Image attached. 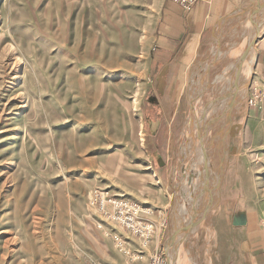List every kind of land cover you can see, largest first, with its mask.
I'll use <instances>...</instances> for the list:
<instances>
[{
  "label": "rangeland",
  "instance_id": "rangeland-1",
  "mask_svg": "<svg viewBox=\"0 0 264 264\" xmlns=\"http://www.w3.org/2000/svg\"><path fill=\"white\" fill-rule=\"evenodd\" d=\"M167 1L0 0V264H148L157 242L171 264H264V0L177 82L155 62ZM101 193L151 208L155 236Z\"/></svg>",
  "mask_w": 264,
  "mask_h": 264
},
{
  "label": "crops",
  "instance_id": "crops-1",
  "mask_svg": "<svg viewBox=\"0 0 264 264\" xmlns=\"http://www.w3.org/2000/svg\"><path fill=\"white\" fill-rule=\"evenodd\" d=\"M242 2L244 0H199L185 11L168 0L160 14L154 39L158 51L155 59L157 66L165 70L175 69L172 82H177V69L189 67L190 60L195 61L200 52L211 49L215 41L214 25L235 12ZM156 244L152 245V249ZM246 251L247 248L242 260L237 259V264H254L252 258L248 259Z\"/></svg>",
  "mask_w": 264,
  "mask_h": 264
},
{
  "label": "built area",
  "instance_id": "built-area-1",
  "mask_svg": "<svg viewBox=\"0 0 264 264\" xmlns=\"http://www.w3.org/2000/svg\"><path fill=\"white\" fill-rule=\"evenodd\" d=\"M184 10H190L199 0H171ZM263 92H259L256 85H253V92L250 94V102L261 98L264 94V75L262 76ZM258 83V79L254 80L253 84ZM99 205L105 215L112 220L121 224L124 228L130 230L134 234H139L145 237L144 242H148L155 236V221L146 218L145 214L151 213L152 209L145 207L124 195L101 193ZM151 243V242H150ZM138 252V251H137ZM142 252V251H139ZM136 253V252H135ZM140 254H136L137 258ZM148 264H171L169 256L164 248L157 242L152 249Z\"/></svg>",
  "mask_w": 264,
  "mask_h": 264
},
{
  "label": "water",
  "instance_id": "water-1",
  "mask_svg": "<svg viewBox=\"0 0 264 264\" xmlns=\"http://www.w3.org/2000/svg\"><path fill=\"white\" fill-rule=\"evenodd\" d=\"M264 35V18H263V20H262V22H261V24H260V33L259 34H257V35H255L254 37H252V39L249 41V43L247 44V46L248 47H250V46H252V44H253V42L255 41V40H257V39H259V38H261L262 36ZM244 51L245 50H242L241 51V53H240V55H239V60H241L242 59V56H243V54H244ZM226 82H228V81H226ZM151 123H153V121H150ZM155 123V127H157L158 126V124H159V121H156V122H154ZM152 131L153 132H155L156 130H154V128L152 129ZM159 158V161H161V163H162V156H158ZM245 220V218H244V216H241V215H237L236 217H235V220H234V222L235 223H242L243 221ZM184 253V245H183V247H182V254ZM181 264V263H180Z\"/></svg>",
  "mask_w": 264,
  "mask_h": 264
},
{
  "label": "bare ground",
  "instance_id": "bare-ground-1",
  "mask_svg": "<svg viewBox=\"0 0 264 264\" xmlns=\"http://www.w3.org/2000/svg\"><path fill=\"white\" fill-rule=\"evenodd\" d=\"M252 52V51H251ZM248 56V55H247ZM253 56V55H252ZM244 61V58L242 59V62ZM235 67V66H234ZM254 71V69L252 70V72ZM254 73H256V72H254ZM235 74H236V72H235ZM248 77V76H247ZM230 96V95H229ZM213 100V99H212ZM194 129V128H193ZM197 140V139H196ZM200 141V140H199ZM198 141V142H199ZM202 142H203V140H202ZM201 144V143H200ZM204 145V144H203ZM198 147V146H197ZM203 147V146H202ZM205 147V146H204ZM199 150V149H198ZM201 150V149H200ZM205 150V149H204ZM197 154V153H196ZM197 158V157H196ZM203 160H205V162L207 161V152L205 153H203L202 154V157H201V159H200V161H199V166H201V164L203 163ZM202 167V166H201ZM206 168V167H205ZM201 169V168H200ZM211 169V168H210ZM206 170V169H205ZM211 171V170H210ZM213 171V170H212ZM204 172V171H203ZM206 172V171H205ZM210 173V172H209ZM212 173V172H211ZM207 175H208V172L206 173ZM213 174V173H212ZM206 175V176H207ZM214 175H215V173H214ZM214 175H213V177H214ZM208 177V176H207ZM206 178V177H205ZM211 178V177H210ZM218 178V177H217ZM207 179V178H206ZM215 179V178H214ZM203 180H205L204 178H203ZM211 180V179H210ZM207 181V180H206ZM203 182V181H202ZM201 184H204V183H201ZM213 188H214V186H213ZM214 192H216V191H214ZM215 194V193H214ZM206 196V195H205ZM209 196V195H208ZM210 198V197H209ZM185 228H186V226H184ZM173 243H174V240H173ZM176 243V242H175ZM172 256H173V254H171ZM177 259V258H176Z\"/></svg>",
  "mask_w": 264,
  "mask_h": 264
},
{
  "label": "flooded vegetation",
  "instance_id": "flooded-vegetation-1",
  "mask_svg": "<svg viewBox=\"0 0 264 264\" xmlns=\"http://www.w3.org/2000/svg\"><path fill=\"white\" fill-rule=\"evenodd\" d=\"M169 256V255H168Z\"/></svg>",
  "mask_w": 264,
  "mask_h": 264
}]
</instances>
